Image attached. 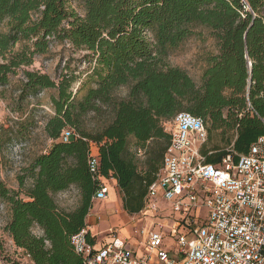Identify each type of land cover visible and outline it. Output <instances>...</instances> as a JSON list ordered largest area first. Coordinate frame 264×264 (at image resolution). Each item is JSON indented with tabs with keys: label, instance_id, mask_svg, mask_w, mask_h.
Segmentation results:
<instances>
[{
	"label": "trees",
	"instance_id": "16d2710c",
	"mask_svg": "<svg viewBox=\"0 0 264 264\" xmlns=\"http://www.w3.org/2000/svg\"><path fill=\"white\" fill-rule=\"evenodd\" d=\"M72 1L0 0V86L22 71L21 99L58 91L45 127L53 140L48 151L25 168L18 191L0 181V199L11 212L4 230L18 253L8 264H84L71 237L87 225L95 202L92 144L97 177L117 183L124 209L133 214L145 205L170 142L166 124L179 112L203 120L208 164L248 153L264 135V0H78L83 13ZM199 27L208 28L218 45L200 85L169 63ZM52 40L88 52L84 57L92 66L85 79L72 72L55 79L30 69ZM122 88L128 89L124 97L118 95ZM107 111L112 119L101 130L84 128L90 113ZM67 127L80 136L61 140ZM72 186L81 200L67 210L55 195Z\"/></svg>",
	"mask_w": 264,
	"mask_h": 264
},
{
	"label": "built area",
	"instance_id": "2783aa9c",
	"mask_svg": "<svg viewBox=\"0 0 264 264\" xmlns=\"http://www.w3.org/2000/svg\"><path fill=\"white\" fill-rule=\"evenodd\" d=\"M166 130L170 142L163 165L138 214L157 212L159 198L172 202L177 213L171 224L176 257L163 247L166 219L159 223L161 231L151 226L141 230L146 248L141 254L127 245L117 228H110L109 240L99 244L87 224L71 237L84 264H264V135L251 144L248 153L237 158L229 153L214 165L206 163L202 152L208 134L201 118L179 112ZM79 136L75 128L67 127L60 139ZM89 165L98 182L93 199H108L111 186L97 177L94 144ZM204 207L208 209L205 219L201 217ZM28 258L25 254L22 260L26 263Z\"/></svg>",
	"mask_w": 264,
	"mask_h": 264
},
{
	"label": "rangeland",
	"instance_id": "374dc122",
	"mask_svg": "<svg viewBox=\"0 0 264 264\" xmlns=\"http://www.w3.org/2000/svg\"><path fill=\"white\" fill-rule=\"evenodd\" d=\"M72 4L80 13H83L82 5L78 0H73ZM1 30H6V27H2ZM196 32L171 53L169 63L185 69L200 85L208 56L218 52V45L208 28L199 27ZM20 47L21 44H18L15 49L18 50ZM87 53L85 50L74 48L67 42L52 40L49 52L36 55L30 69L47 73L55 79H58L62 72H72L78 76V80L85 79L86 73L92 66L84 57ZM23 78L22 71H19L11 77L8 85L0 86V181L8 189L17 191L20 189L19 176L37 155L47 152L53 142L45 127L48 119L55 113L52 98L58 95L57 89L51 88L21 99L20 88ZM127 92V88H122L118 91V95L124 97ZM111 119L109 111L101 114L90 113L83 125L87 131L96 132ZM166 125L170 126V123L167 122ZM139 158L140 166H142L145 160L143 153H140ZM120 195L121 198L111 197L109 200L94 202V210L92 208L90 211L94 214L92 217H97V214L101 216V219H97L95 227V231L99 232L98 239L104 241L106 227L116 226L130 241L131 247L139 249L141 254L144 252L143 246L139 243L142 228L151 226L150 229L161 231L159 223L166 219L169 225L162 230L163 247L176 257L178 247L176 238L171 234V224L177 213L173 209L172 202L159 198L157 200L159 210L146 216L136 215V223L139 226L133 227L131 223L123 224L121 221L122 218L129 220L130 215L124 209L122 194ZM55 198L61 207L73 210L80 203V190L72 186L66 191L57 193ZM207 215L208 209L202 208L201 217L205 219ZM10 217V206L0 199V240L4 245V252L0 253V264H8L9 259L16 260L18 254L9 234L4 230Z\"/></svg>",
	"mask_w": 264,
	"mask_h": 264
},
{
	"label": "crops",
	"instance_id": "0c3cea01",
	"mask_svg": "<svg viewBox=\"0 0 264 264\" xmlns=\"http://www.w3.org/2000/svg\"><path fill=\"white\" fill-rule=\"evenodd\" d=\"M109 184H110V186H111V190H110V195H109V198L108 199H106V200H109L111 197H114V198H117V197H120L121 198V191H120V189H119V187H118V185H117V183L115 182V181H110L109 182ZM102 201H105V200H98L97 202H102ZM123 201V200H122ZM93 210H94V208H93ZM129 215H130V219L129 220H126L125 218H122L121 219V221L123 222V224H129V223H131L132 224V226L134 227H137V226H139L137 223H136V215H138V213H133V214H130V213H128ZM92 215H94L93 214V212H90L89 213V215H88V218H87V224L89 225V227H90V231H91V233L92 234H94V235H96V239H97V241H98V243L100 244V243H104V242H107L108 240H109V236H108V234H107V231L110 229V228H117L118 230H119V232H120V234H121V229H119L118 227H116V226H111V225H109L108 227H106V229H105V231L104 232H106V238H105V240L104 241H101V240H99L98 239V235H99V232H97V231H95V227H96V225H97V219H101V216L99 215V214H97V217H92ZM90 217V218H89ZM92 217V218H91ZM144 228H146V227H144ZM143 229V228H142ZM121 236H123L122 234H121ZM124 237V236H123ZM126 238V237H125ZM126 240H127V238H126ZM12 241V240H11ZM145 238L142 236L141 237V239H140V241H139V243L143 246V248H144V252L146 251V248H145ZM127 245L128 246H130L131 247V245H130V241L129 240H127ZM132 248V247H131ZM133 249V248H132ZM135 252H137V253H139V249H133Z\"/></svg>",
	"mask_w": 264,
	"mask_h": 264
},
{
	"label": "water",
	"instance_id": "95a60500",
	"mask_svg": "<svg viewBox=\"0 0 264 264\" xmlns=\"http://www.w3.org/2000/svg\"><path fill=\"white\" fill-rule=\"evenodd\" d=\"M251 80V79H250Z\"/></svg>",
	"mask_w": 264,
	"mask_h": 264
}]
</instances>
